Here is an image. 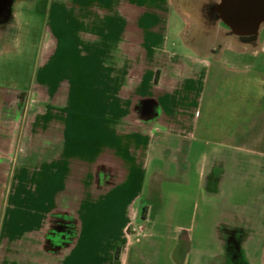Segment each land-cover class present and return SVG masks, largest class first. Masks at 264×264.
Here are the masks:
<instances>
[{
    "label": "crops",
    "instance_id": "0c3cea01",
    "mask_svg": "<svg viewBox=\"0 0 264 264\" xmlns=\"http://www.w3.org/2000/svg\"><path fill=\"white\" fill-rule=\"evenodd\" d=\"M28 1L44 11L50 0ZM21 2L0 0V25L16 20ZM49 5L57 35L46 31L44 55L68 72L59 81L68 103L91 106L92 149L83 158L60 143L53 159L15 155L11 264H264V101L249 127L228 132L201 118L191 90L220 76L225 52L185 40L174 0ZM7 96L0 87V116ZM197 211L203 220L218 211L213 234L203 223L196 231Z\"/></svg>",
    "mask_w": 264,
    "mask_h": 264
},
{
    "label": "rangeland",
    "instance_id": "374dc122",
    "mask_svg": "<svg viewBox=\"0 0 264 264\" xmlns=\"http://www.w3.org/2000/svg\"><path fill=\"white\" fill-rule=\"evenodd\" d=\"M51 1L44 11H36L31 2L22 0L15 8L16 20L0 25V87L8 90L0 116V264H11L12 164L15 155L20 160L43 159L45 154L53 159L60 154L54 150L60 143H72L79 149L78 157L83 158L90 156L87 152L92 149L91 119L87 113L91 106L68 103L67 89H61L59 81L69 82V74L50 65L53 60L50 55H44L46 31L51 28L57 35L56 24L50 23L47 14ZM218 3L219 0H174L171 16L175 18L178 11L187 20L184 37L195 44L197 51L225 52L227 64L222 66L220 76L210 78L212 82L208 84L201 81L198 88L191 89L200 97V109L197 105L192 107H197L201 118L206 116L207 122L215 124L217 129L231 132L235 126L249 127L252 113L264 106L259 103V100L264 101V36L253 40L232 34L213 10ZM53 50L48 47L47 52L50 54ZM175 50L184 51L183 42H178ZM75 111L79 119L73 121L70 113ZM105 127L100 121L99 130L103 132ZM219 137L212 134L210 138L217 140ZM113 141L127 146L129 143L125 136H115ZM45 144L51 146L52 151L45 152ZM80 171L85 177L87 173L90 175L91 168ZM75 178V174H71L69 179ZM247 195L245 190L244 198ZM217 213L207 211L203 220L197 211L196 231L203 223L204 232L213 234Z\"/></svg>",
    "mask_w": 264,
    "mask_h": 264
},
{
    "label": "water",
    "instance_id": "95a60500",
    "mask_svg": "<svg viewBox=\"0 0 264 264\" xmlns=\"http://www.w3.org/2000/svg\"><path fill=\"white\" fill-rule=\"evenodd\" d=\"M250 1L252 0H221V4L218 5L217 11L221 13L222 21L233 33L237 31L252 33L256 27L257 24L249 20L253 16Z\"/></svg>",
    "mask_w": 264,
    "mask_h": 264
},
{
    "label": "flooded vegetation",
    "instance_id": "af4514ba",
    "mask_svg": "<svg viewBox=\"0 0 264 264\" xmlns=\"http://www.w3.org/2000/svg\"><path fill=\"white\" fill-rule=\"evenodd\" d=\"M220 4H221V0H219L218 5H220ZM250 4H251V7L253 9V16L249 20L256 23L257 25L252 30V33H250V31H247V32L246 31H239V32H236L235 34H236V36H238L240 38L249 37L253 40H256V39H259V38L264 36V2H261L259 0H252V1H250ZM218 5L214 6L213 10H214L215 14L217 15V17L222 21V17L217 11ZM231 33L233 34L232 31H231Z\"/></svg>",
    "mask_w": 264,
    "mask_h": 264
},
{
    "label": "bare ground",
    "instance_id": "6f19581e",
    "mask_svg": "<svg viewBox=\"0 0 264 264\" xmlns=\"http://www.w3.org/2000/svg\"><path fill=\"white\" fill-rule=\"evenodd\" d=\"M260 1V0H259ZM219 13V12H218ZM221 15V13H219ZM238 32V31H237Z\"/></svg>",
    "mask_w": 264,
    "mask_h": 264
},
{
    "label": "trees",
    "instance_id": "16d2710c",
    "mask_svg": "<svg viewBox=\"0 0 264 264\" xmlns=\"http://www.w3.org/2000/svg\"><path fill=\"white\" fill-rule=\"evenodd\" d=\"M116 255H118V252H116Z\"/></svg>",
    "mask_w": 264,
    "mask_h": 264
}]
</instances>
